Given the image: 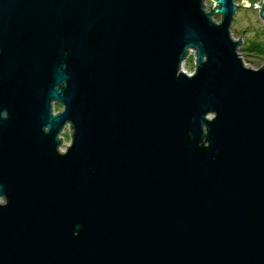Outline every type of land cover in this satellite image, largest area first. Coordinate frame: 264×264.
Segmentation results:
<instances>
[{"label":"water","instance_id":"95a60500","mask_svg":"<svg viewBox=\"0 0 264 264\" xmlns=\"http://www.w3.org/2000/svg\"><path fill=\"white\" fill-rule=\"evenodd\" d=\"M209 2L0 0V264H264V63Z\"/></svg>","mask_w":264,"mask_h":264},{"label":"rangeland","instance_id":"374dc122","mask_svg":"<svg viewBox=\"0 0 264 264\" xmlns=\"http://www.w3.org/2000/svg\"><path fill=\"white\" fill-rule=\"evenodd\" d=\"M246 1L248 6H241V0H234V4L237 10L234 14L232 24L230 26V34L233 39L240 40L241 45L238 48V52L246 67L250 69H258L264 63V55H256L254 53L246 52L245 49L251 42H262L264 43V22L259 17V11L255 8L259 5L261 0H242ZM210 2L206 1V9L209 11ZM214 19L219 22L220 16L215 15ZM242 55V56H241ZM193 61V63H192ZM185 68L188 71L194 69V55H190V58L186 60ZM61 106L55 105L54 112L59 111ZM62 146L60 151L64 152L66 147L69 145L70 137L67 128L64 129L62 134Z\"/></svg>","mask_w":264,"mask_h":264},{"label":"trees","instance_id":"16d2710c","mask_svg":"<svg viewBox=\"0 0 264 264\" xmlns=\"http://www.w3.org/2000/svg\"><path fill=\"white\" fill-rule=\"evenodd\" d=\"M246 52L254 53L256 55H264V43L262 42H251L247 48L245 49ZM193 63V61H192Z\"/></svg>","mask_w":264,"mask_h":264},{"label":"built area","instance_id":"2783aa9c","mask_svg":"<svg viewBox=\"0 0 264 264\" xmlns=\"http://www.w3.org/2000/svg\"><path fill=\"white\" fill-rule=\"evenodd\" d=\"M206 1H208L209 2V0H205V7H206ZM211 4V3H210ZM211 6V5H210ZM193 52H189V54H188V57H187V59L186 60H188L189 58H190V55L192 54ZM193 55H194V53H193ZM186 60L183 62V64L181 65V67H180V71L182 72V73H184L185 75H187V76H192L193 75V71H188L186 68H185V63H186ZM63 134V133H62ZM62 134L59 136V138L60 139H62L63 140V138H62Z\"/></svg>","mask_w":264,"mask_h":264},{"label":"flooded vegetation","instance_id":"af4514ba","mask_svg":"<svg viewBox=\"0 0 264 264\" xmlns=\"http://www.w3.org/2000/svg\"><path fill=\"white\" fill-rule=\"evenodd\" d=\"M239 48V47H238ZM237 52H238V50H237ZM238 54H239V52H238ZM240 55V54H239ZM242 56V55H241ZM241 59H242V57H240ZM243 61V60H242ZM243 63H244V61H243ZM245 65V64H244ZM60 110V109H59Z\"/></svg>","mask_w":264,"mask_h":264}]
</instances>
